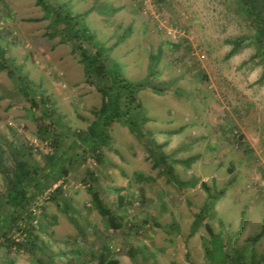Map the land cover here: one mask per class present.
<instances>
[{"label": "rangeland", "instance_id": "obj_1", "mask_svg": "<svg viewBox=\"0 0 264 264\" xmlns=\"http://www.w3.org/2000/svg\"><path fill=\"white\" fill-rule=\"evenodd\" d=\"M48 3L53 9L60 5L70 9L73 16L91 11L85 24L112 49L110 58L124 76L137 82L151 72L152 85L164 93H140L150 119L142 126L144 139L127 126L114 124L111 149L103 148L102 165L91 156L84 164L75 162L78 155H86L78 147L65 154L74 164H65L68 174L34 200L30 208L34 219H26L47 255L65 264L78 257L75 250L82 249L81 261L97 264L88 252L106 246L120 264H211L205 255L204 245L210 240L205 227L190 236L194 214L207 203L203 182L212 194L225 190L207 219L215 233L247 258L253 253L256 259L264 255V235L255 244L251 241L264 229V85L257 83L263 66L243 65L256 53L254 47L226 58L230 40L251 34L237 16L235 1ZM53 22L54 15L37 6L36 0H0V44L32 83L38 104L32 106L18 82L0 73V150L9 171L14 167L15 147L31 148L45 167L44 156H52L55 146L70 148L72 138L88 129L102 105L97 85L86 80L80 51L73 53L72 43L55 33ZM42 96L62 123L47 141L40 135V128L51 122L43 113ZM171 131L178 134L169 135ZM148 138L166 144L164 153L175 160L198 156L190 170L174 165L180 181L198 183L180 188L161 167L154 169ZM87 169L99 178L106 204L124 219L122 230L108 229L91 210ZM136 173L152 180L138 182ZM61 184L78 211L72 217L79 229L49 200ZM5 192L6 180L0 172V195ZM23 237L16 229L7 235L0 231V264H38L7 240L18 242Z\"/></svg>", "mask_w": 264, "mask_h": 264}, {"label": "trees", "instance_id": "obj_2", "mask_svg": "<svg viewBox=\"0 0 264 264\" xmlns=\"http://www.w3.org/2000/svg\"><path fill=\"white\" fill-rule=\"evenodd\" d=\"M234 1L237 16L246 22L251 34L248 37H237L230 40L228 43L231 45V50L226 58L231 59L244 49L254 47L256 53L243 65L253 63L255 67L263 66L262 75L257 83L264 85V4H258L257 0ZM36 4L45 12L54 15L52 26L55 28V33H60L63 39L72 43L73 53L80 51L86 80H93L97 85V90L102 94L101 108L95 112L96 119L86 131L78 132L72 138L70 148L60 150L59 147L55 146V153L52 156H44L47 162L45 167L36 161L31 148L19 149L15 147L14 167L9 171L3 163L4 151L0 150V172L6 180V192L4 195H0V231H3V235H7L13 229L18 230L24 237L18 242L7 238L11 245L30 254L38 264H57L55 259L47 255L45 248L39 244V237L34 235L30 229L31 225H28L31 223L27 224L26 219H34L30 210L34 200L38 196H42L46 189L49 187L51 189L53 185L58 184L68 174L69 171L65 164L68 162L71 166L74 163L72 164L71 160L65 157V154L75 147L82 149L83 153L86 154L84 156L78 155V160H74L75 162L84 164L87 157L91 156L102 165L103 148L111 149L113 137L110 130L114 124L127 126L137 138L144 139L145 134L142 126L150 122V119L144 114L145 111L139 95L144 90H151L157 94L164 93V90L152 85L151 72L146 78L137 82H133L124 76L121 67L110 58L112 49L99 42L96 34L85 24V19L91 11L73 16L70 9L61 5L56 9L51 8L48 0H36ZM2 72H6L10 78L18 82L21 93L25 99L31 102L32 106H38L34 99L36 91L32 88V83L21 74L15 60L7 57L6 50L0 44V73ZM41 104L45 117L51 121L45 128H40L41 139L47 141L53 131H56L55 126H62V123L59 116H54L53 108L48 107V98L42 96ZM168 134L175 135L178 134V131H171ZM149 139L147 141L148 146H150L148 151L154 161V169L161 167L168 180L180 188L190 187L198 183L197 180L180 181L174 170V165H180L186 170H190L192 165L198 161V156L175 160L164 153L163 148L166 144L158 145ZM135 177L138 182L152 180L139 173H136ZM86 178L88 179V181L85 180L87 192L91 197V210L98 213L108 229L122 230L125 226L124 219L116 215L113 209L106 204L101 194L99 178L89 169L86 170ZM202 188L207 194V203L198 213L194 214L190 236H194L201 227H205L210 237V240L206 241L204 245L207 260L211 264H264V255L256 259L253 253L250 258H247L245 252L237 250L230 244L227 245L222 236L215 233L207 219L212 215L216 202L225 190L212 194L205 182L202 183ZM49 198L60 211L75 223V217L72 215L78 211L71 206L62 184L52 190ZM123 200V197H120L121 205ZM75 224L79 229V223ZM263 235L264 229L251 238V241L255 244ZM74 252L78 257L69 258L65 264H86L80 258L84 257V251L78 249ZM88 253L97 264H120L109 247L103 246L100 249H92ZM130 255L133 256L132 253Z\"/></svg>", "mask_w": 264, "mask_h": 264}]
</instances>
